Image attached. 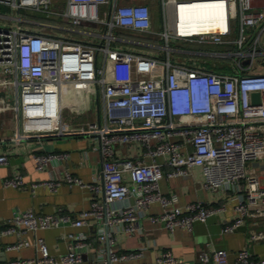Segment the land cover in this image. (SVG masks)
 Listing matches in <instances>:
<instances>
[{
	"label": "built area",
	"instance_id": "1",
	"mask_svg": "<svg viewBox=\"0 0 264 264\" xmlns=\"http://www.w3.org/2000/svg\"><path fill=\"white\" fill-rule=\"evenodd\" d=\"M155 1L162 13L161 30L153 26ZM186 1L190 0H0L5 7L0 9V104L12 106L18 114L19 127L12 139L86 134L97 138L92 147L101 154L100 170L91 182L68 170L63 177L41 182L53 190L64 180L89 188L93 195L89 209L77 216L19 209L0 223V235L65 224L95 227L92 236L82 230L68 232V249L60 254L52 253L45 238L37 237L34 244L40 255L26 261L82 264L90 255L92 264H116L142 257L145 245L124 248L118 234L144 233V217L169 231L192 230L195 222L207 221L226 208L225 203L201 201L181 206L176 193L163 191V178L186 176L194 166H200L208 189L245 190L235 206L237 215L223 224L222 232L235 231L249 215H264V70L255 62L264 54V0H225L227 29L191 34L180 33L174 23L177 9ZM234 20L237 36L232 37ZM118 27L160 34L165 53L116 44L139 42L118 35ZM180 40L218 47L190 49L179 45ZM191 54L229 60L219 64L226 68L217 69ZM99 85L104 122L91 121L82 130L64 129V107ZM254 92H259L258 101ZM130 142L142 146L143 157L116 156L117 143ZM32 155L42 169L69 153ZM158 156L166 160L159 161ZM8 161V154L0 152V164ZM4 183L23 184V176L16 173ZM154 203L162 210L150 212ZM261 238L264 229L251 234L252 240ZM30 244L20 239L7 249ZM198 259L230 264L229 251L219 247L203 249ZM178 262L173 249L163 247L153 264ZM236 263L264 264V256L253 257L243 248Z\"/></svg>",
	"mask_w": 264,
	"mask_h": 264
},
{
	"label": "crops",
	"instance_id": "2",
	"mask_svg": "<svg viewBox=\"0 0 264 264\" xmlns=\"http://www.w3.org/2000/svg\"><path fill=\"white\" fill-rule=\"evenodd\" d=\"M158 10L160 18L159 15L155 16L153 10L155 30L163 29V18L159 4ZM151 34L153 39L149 36ZM149 35L146 34L141 38L130 37L139 42L115 41V43L122 44L127 48L150 52L158 51L160 54H164L165 50L160 46L164 43L162 36L155 32H151ZM182 42L187 41L180 40V43ZM181 46L188 48L182 44ZM191 48L194 49L195 46ZM173 53L178 54V51ZM191 56L199 58L201 55L191 54ZM208 65L216 68L212 62ZM108 75L110 77V73ZM94 120L102 123L105 120L101 85L88 91L85 98L70 100L63 109V128L66 130H82L88 126L89 122ZM18 127L19 117L15 109L12 106L4 108L0 104V152L9 156L7 163L0 164V223L5 224L19 209L32 208L39 213L67 212L73 216L79 215L82 210L89 209L93 196L89 188L64 180L57 190H53L41 182L50 178L63 177L65 170L79 176L85 182L93 181L94 176L100 170L101 161L100 151L92 147L97 138L77 133L17 141L12 139V136L17 133ZM41 151H66L69 155L63 158H55L44 168L39 169L36 167L32 154ZM116 156L121 158L143 157V148L137 142L117 143ZM145 159L151 161L152 158L145 156ZM157 160L164 161L166 156H158ZM165 167L168 168V166ZM16 173L22 174L24 183L6 185L4 179ZM202 177L200 166H194L191 168V173L186 176L163 178L161 187L165 192L176 193L178 204L181 206H185L191 201H201L204 204L214 206L225 203L226 208L211 216L207 221L195 222L192 230L177 227L174 231H169L162 223L153 222L149 217H144L142 220L145 227L144 233L134 235L118 234L119 243L124 248L145 245L147 248L144 256L117 261L116 264H153L157 254L163 247L173 249L179 258V262L176 264H217L213 260L206 263L199 261L198 256L205 248L219 247L227 249L230 264H237V254L243 248H248L253 257L264 256V238L251 239L253 232L264 229L263 214L249 215L245 222L233 232H222L221 230L225 222L232 221L237 215L235 206L239 202L240 196L245 194V190L242 189L239 192L214 191L203 185ZM34 182H38V184L34 185ZM100 194L102 195L101 192ZM128 201H132V199L121 201L119 205ZM161 210L162 206L159 203H154L149 208L150 212ZM80 230L89 232L91 236L95 234V227H76L65 224L36 232L26 231L0 235V261L21 260L16 264H38L36 261H26L40 255V251L34 244L37 237L45 238L50 251L54 254H60L68 249L67 233ZM20 239L29 240L31 244L20 249H7V245ZM90 259L91 256L87 255V260L82 264H92Z\"/></svg>",
	"mask_w": 264,
	"mask_h": 264
},
{
	"label": "bare ground",
	"instance_id": "3",
	"mask_svg": "<svg viewBox=\"0 0 264 264\" xmlns=\"http://www.w3.org/2000/svg\"><path fill=\"white\" fill-rule=\"evenodd\" d=\"M228 6L225 0H190L177 9L174 20L180 33L225 31L228 25Z\"/></svg>",
	"mask_w": 264,
	"mask_h": 264
},
{
	"label": "rangeland",
	"instance_id": "4",
	"mask_svg": "<svg viewBox=\"0 0 264 264\" xmlns=\"http://www.w3.org/2000/svg\"><path fill=\"white\" fill-rule=\"evenodd\" d=\"M156 2V1H155ZM153 10H154V14H155V16H157V15H159V18H160V12H159V10H158V4L156 3L154 6H153ZM159 12V13H158ZM28 15H30V16H40L38 13H32V12H29L28 13ZM236 27H237V21L236 20H234V31L232 32V37H235V36H237V30H236ZM179 44H181L180 42H178ZM185 42H182V44L184 45V46H187L188 48H190V47H192V46H195V47H203V48H211V49H213V48H215V47H218V45H215V44H209V45H204L203 43L202 44H199V43H193V44H191V43H189V42H186L185 44H184ZM263 45H264V35H263ZM200 59H202V61L203 60H206L205 58H201V57H199ZM210 62H212V64L214 63V64H224V61L223 60H221L220 58H218V57H210L209 59H208ZM255 62L258 64V67L260 66L263 70H264V54H260L259 56H257L256 57V59H255Z\"/></svg>",
	"mask_w": 264,
	"mask_h": 264
},
{
	"label": "trees",
	"instance_id": "5",
	"mask_svg": "<svg viewBox=\"0 0 264 264\" xmlns=\"http://www.w3.org/2000/svg\"><path fill=\"white\" fill-rule=\"evenodd\" d=\"M157 2H154V4H153V6L156 4ZM158 4V3H157ZM0 9H5V7L4 6H0ZM152 14H153V12H152ZM116 33L118 34V35H123V36H128V37H136V38H141L142 36H144V35H146V34H148L149 35V33H151V32H140V31H134V30H131V29H126V28H122V27H118L117 29H116ZM150 36V38L151 39H153V36H152V34L151 35H149ZM186 43V42H185ZM184 43V44H185ZM189 43H191V42H189ZM182 44V43H181ZM180 44V45H181ZM191 44H193V43H191ZM183 45V44H182ZM203 58H205L206 60L204 61L206 64H210V61L208 60L210 57L209 56H206V55H201ZM200 56V57H201ZM221 60H223L224 62L225 61H228L229 59H221ZM215 66H216V68L218 69H224V68H226V66H220L219 64H215ZM218 66V67H217ZM211 67V66H210Z\"/></svg>",
	"mask_w": 264,
	"mask_h": 264
},
{
	"label": "water",
	"instance_id": "6",
	"mask_svg": "<svg viewBox=\"0 0 264 264\" xmlns=\"http://www.w3.org/2000/svg\"><path fill=\"white\" fill-rule=\"evenodd\" d=\"M253 98L255 101H258L259 100V92H254L253 93Z\"/></svg>",
	"mask_w": 264,
	"mask_h": 264
}]
</instances>
